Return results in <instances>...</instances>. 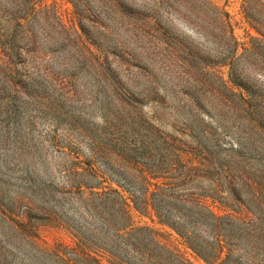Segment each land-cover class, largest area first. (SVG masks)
Returning a JSON list of instances; mask_svg holds the SVG:
<instances>
[{
	"label": "rangeland",
	"instance_id": "1",
	"mask_svg": "<svg viewBox=\"0 0 264 264\" xmlns=\"http://www.w3.org/2000/svg\"><path fill=\"white\" fill-rule=\"evenodd\" d=\"M176 1L132 0L109 7L81 0L74 7L71 0H0L1 45L9 44L18 56L15 72L10 69L17 86L0 93V101L9 100L13 109L9 120L0 116V124L9 123V143H0V153L7 148L21 152L10 164H19L26 185L37 191L29 213L34 218H26L25 231L38 246L73 243L69 229L47 217L45 208L56 210L58 190L67 188L73 170L95 162L103 184L127 199L134 225L154 230L192 264H206L150 207L135 208L122 187L141 181V166L157 164L156 131L218 159L242 151L264 170V136L229 108L237 98L215 77L227 80V67L207 68L198 59L210 61L215 44L184 18V0ZM209 1L228 12L238 41L256 34L242 15L240 0ZM23 15L27 21L19 24L15 17ZM144 15L157 16L158 25L150 21L149 29ZM119 152L124 158L118 165ZM185 190L202 194L221 214L238 210L214 178L196 176ZM48 199L45 205L42 200ZM20 243L22 248L13 251L18 260L28 249L25 241Z\"/></svg>",
	"mask_w": 264,
	"mask_h": 264
},
{
	"label": "trees",
	"instance_id": "2",
	"mask_svg": "<svg viewBox=\"0 0 264 264\" xmlns=\"http://www.w3.org/2000/svg\"><path fill=\"white\" fill-rule=\"evenodd\" d=\"M71 1L77 7L81 0ZM95 1L113 7L126 6L132 0ZM155 1L161 4L164 0ZM176 2L171 0V4ZM183 9L184 18L192 19L215 44L210 61L206 56L198 59L207 68L227 67V80L215 77L237 98L229 108L251 130L264 136V0H240L242 15L256 33L243 42L235 37L228 12L209 0H184ZM144 16L149 29L158 25L157 16ZM15 20L24 23L27 16ZM10 50L9 44L1 45L0 41V66L5 69L0 81L6 83L0 93L17 86L10 75L16 70L13 62L18 56ZM9 103L5 98L0 101V116L7 120L13 114ZM8 124H0V143H9ZM155 135L152 146L157 164L138 169L140 182L122 185L132 196L134 207H150L160 222L174 230L206 264H264V170L255 168L253 157L239 150L218 159L202 149L184 148L183 142L168 133L156 131ZM18 151L12 154L7 148L0 153V264H192L161 242L154 230L133 224L127 199L118 189L103 184L95 162L73 170L67 188L58 190L61 197L55 200L56 210L45 208L47 217L60 219L69 229L73 243L38 246L25 231L26 218H34L29 213L37 191L26 185L20 165L10 164L16 154H21ZM123 158L120 152L116 154L118 165ZM196 176L214 178L224 185L238 210L221 214L202 194L186 191L185 186ZM42 202L47 205L50 200ZM21 241L28 249L18 260L13 251L22 248Z\"/></svg>",
	"mask_w": 264,
	"mask_h": 264
}]
</instances>
